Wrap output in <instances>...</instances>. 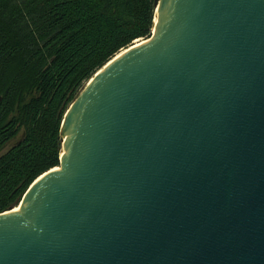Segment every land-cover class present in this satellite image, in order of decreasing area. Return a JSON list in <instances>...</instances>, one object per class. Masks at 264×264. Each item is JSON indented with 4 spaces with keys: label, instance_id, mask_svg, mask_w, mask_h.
<instances>
[{
    "label": "water",
    "instance_id": "water-1",
    "mask_svg": "<svg viewBox=\"0 0 264 264\" xmlns=\"http://www.w3.org/2000/svg\"><path fill=\"white\" fill-rule=\"evenodd\" d=\"M153 4L0 213V264H264V0Z\"/></svg>",
    "mask_w": 264,
    "mask_h": 264
},
{
    "label": "trees",
    "instance_id": "trees-1",
    "mask_svg": "<svg viewBox=\"0 0 264 264\" xmlns=\"http://www.w3.org/2000/svg\"><path fill=\"white\" fill-rule=\"evenodd\" d=\"M154 13L153 0H0V213L59 165L66 109L109 60L151 35Z\"/></svg>",
    "mask_w": 264,
    "mask_h": 264
},
{
    "label": "bare ground",
    "instance_id": "bare-ground-1",
    "mask_svg": "<svg viewBox=\"0 0 264 264\" xmlns=\"http://www.w3.org/2000/svg\"><path fill=\"white\" fill-rule=\"evenodd\" d=\"M154 22H156V17H154ZM140 40H136L134 43H138Z\"/></svg>",
    "mask_w": 264,
    "mask_h": 264
}]
</instances>
